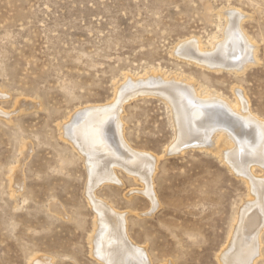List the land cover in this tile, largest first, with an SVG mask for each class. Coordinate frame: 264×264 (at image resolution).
Wrapping results in <instances>:
<instances>
[{
	"label": "rangeland",
	"instance_id": "374dc122",
	"mask_svg": "<svg viewBox=\"0 0 264 264\" xmlns=\"http://www.w3.org/2000/svg\"><path fill=\"white\" fill-rule=\"evenodd\" d=\"M230 9L257 62L239 71L198 63L222 39ZM149 75L170 82L154 87L185 111L199 102L194 91L212 92L227 104L236 135L245 138L243 122L258 133L264 0H0V264H111L99 246L102 208L119 216V233L132 245L110 241L127 264L141 263L138 252L141 264H227L223 252L239 230L255 249L247 264H264V165L253 160L244 174L241 163L225 162L220 150L236 142L214 143L221 128L210 146L171 153L178 139L169 100L159 92L119 97L126 76ZM236 103L244 113L230 109ZM115 104L97 130L69 138L77 112ZM203 113L195 118L200 130L208 127ZM136 152L153 161L144 175L119 163ZM247 172L260 182L261 201L252 202Z\"/></svg>",
	"mask_w": 264,
	"mask_h": 264
},
{
	"label": "bare ground",
	"instance_id": "6f19581e",
	"mask_svg": "<svg viewBox=\"0 0 264 264\" xmlns=\"http://www.w3.org/2000/svg\"><path fill=\"white\" fill-rule=\"evenodd\" d=\"M225 15H227V22H226V25L223 29L222 39H220V40L218 39V41H214L213 46H212L213 49L211 51L206 52V54L199 55L197 61H198V63H205V65L207 64V67L210 66L213 69H215V68H218V69L219 68H233L236 70V68H237L238 69L237 71H239V69L244 68L250 62H252V63L257 62V53H256L257 50H256L255 44H253L251 42V40L246 36V34L240 29V20H239L240 14L238 13V11L235 9H230L226 12ZM195 44L199 48L201 47V43L197 39L195 40ZM184 48H185V45H180L176 50L177 53L180 55L184 54L185 53ZM182 82H184V81H182ZM168 83H170V82L165 81L164 78L162 79L160 76H157V75H152V76L144 78V79H135L133 77L126 76L124 83L119 87L118 91H119V97L120 98L128 96V98L132 99V97H135L138 95L159 92V94H161L162 96H165L169 100V103H170L171 108H172V111H171L172 112V118L174 120L176 132H177L176 135H177V139H178V141L175 143V145H173V148L170 149L171 153H172V151H176V150L181 151V150H183L182 148H185V147L190 146V145L197 147V146H205L208 144L210 146L208 141L211 140V137H212L211 135L213 134L212 132L215 129L221 128L220 131L222 132V130H224L223 131L224 133H220V135H218L217 137L213 136L212 140L214 143L219 144V141L224 140L225 146H231L232 143L228 140V138H230L236 142V147L234 149L232 147V148H228V149H226V148L222 149V150H220V152L218 151L219 155L222 157V159L225 162L230 163L232 165V167H234V168H238L240 163H241L240 166L243 170H238V171H241L244 174L246 173V171H245L246 166L248 167L247 169L250 170L249 165L253 160H257L258 162L261 163V165L262 164L264 165L263 159L261 158L262 153L264 152V123L261 124L259 122L258 128L260 131H258V133H257L256 130L254 131L253 127H250L249 125H246L245 122H243V124H244L243 132H244L245 138L241 139L244 136H240L239 134L236 135L233 131V129H234L232 127L233 125L228 121V113L225 109V107H227V104H226V106H224L223 104H221L218 101L217 98L212 97L211 96L212 92L200 93V92L194 91L195 97H196L197 101H199V102H196L198 104H196L193 107H190L189 109L187 108V110L185 111L186 107L182 106L180 104V102L176 98V96L173 97L170 93H168V92L166 93L163 90H161V91L156 90L154 87V86H157V84L163 86V85H166ZM174 84H177V83H174ZM180 84L181 83H179V85ZM186 84L187 83H185V85ZM181 85H184V83H182ZM187 85H186V87H188ZM149 86H152V87L149 89H146V90L143 89V88H145V87L147 88ZM141 88L143 91L140 90L141 92L130 93V95L129 94L127 95V92L128 91L130 92L131 89H141ZM201 95H203L202 98L199 97ZM201 103L204 104L205 106L202 107ZM116 105L117 104L108 106L107 108H105V110H102L103 112L101 111V108H99V107H98L99 109L96 108L94 110H90V109L80 110L79 112H77L73 116V118L70 120V122L67 123V125H66L67 135L69 136V138L76 140L77 139V133L81 132L84 129H87V128L91 129L92 128V129L97 130L98 129L97 126L99 127V125L103 121H105V118H108V117L110 118V116L112 117V114L107 113V112L111 111L112 108ZM230 107H231L230 109H233V111H234V109H236V110H238V112L239 111L243 112L242 109L239 108L238 103H236V105L233 107H232V105H230ZM204 110L206 112H208V116L210 118L207 116L204 118V120H205L204 122L208 125V127L204 126L205 129L200 130V128H198L199 121L197 122L195 118H198L204 112ZM101 113H102V115H100ZM186 113H187V115H186ZM236 114L238 116L240 113H236ZM187 117H188V120L190 119V121H187L188 124L185 123V119H187ZM239 117H241V116H239ZM244 117L246 120H248L250 118V116H244ZM251 118H252V116H251ZM201 120L203 121V119H201ZM239 123H242V121ZM190 124H191V127L189 126ZM221 126H223V127H221ZM211 127H214V128H211ZM80 138L81 137H78V140H80ZM100 147H104V144L101 143ZM137 155L149 156V155H146V153L140 154V153L136 152L135 155L130 154L129 157H125L123 155V157L121 156L122 159H118V160H120L121 162H119V163H122L126 168L129 167L128 169H130L132 171L140 172L142 175H144L145 171H148V169L152 165L151 162H153V161H151V160L145 161L143 159H138V157H136ZM149 158L152 159L151 157H149ZM113 162H115V161H113ZM106 163H107V160L105 161V163L101 167L106 168L105 165L109 164V163H107V164ZM106 169H108V168H106ZM250 174L252 175V177H251V179H252L251 180L252 181L251 182L252 192L256 196V200H253L252 202L261 201L263 194L261 193V189H260V185H259L260 182L258 181V178H256L252 173L247 172V176H250ZM104 209L102 208V210H103L102 211L103 212V218L102 219L105 222L104 225L106 226V230H105V234L102 236V239H101V242L99 245L101 247L100 249H101V251L104 250L105 253L109 254V258L111 257L110 258L111 262H112L111 264H127L126 261L121 259L122 256H124V255H122L123 251H124L123 249L126 248V249H130L132 251V249H131L132 245L130 247L127 243H125L123 241L124 237L122 236V234L119 233L118 227H120V226H118L119 225L118 221L116 222V220H115V219H117V217L119 218V216L117 214L112 213L111 211H108L107 209H105V210ZM262 215H264V214H262ZM114 216H117V217H115V219H114ZM252 222L254 223L257 221L252 220ZM120 223L122 224V222H120ZM256 224L257 223H254L253 227H255ZM249 228H250L249 230H252V232L254 231L252 226L251 227L249 226ZM245 229H246V227H245ZM247 231H248V228H247ZM237 233L238 234L235 235V237L232 240V243L223 252L224 263L226 262L228 264V262H230V263L234 262L235 264H247L250 261V259H252L251 257L254 256L253 252L255 249L250 247V243L248 241H246V239L243 235V232L241 230H239ZM106 234H107V237H106ZM120 235H121V237H120ZM112 237H115L118 241L120 240V241H123V243H125V245L124 244L122 245L123 249L121 247H119V248L116 247L115 246L116 243L114 244L113 241L110 242L112 240ZM111 246L114 248H112ZM134 252H138V251L136 250ZM127 254H129V253H127ZM138 255H139V257L136 258L135 260H138L139 262L143 263V259L141 258L142 257L141 253L138 252ZM127 260H129V259L127 258Z\"/></svg>",
	"mask_w": 264,
	"mask_h": 264
}]
</instances>
